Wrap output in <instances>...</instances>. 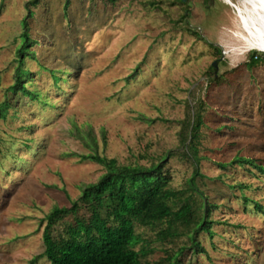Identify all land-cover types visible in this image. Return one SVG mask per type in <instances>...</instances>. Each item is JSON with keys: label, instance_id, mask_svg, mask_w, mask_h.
<instances>
[{"label": "rangeland", "instance_id": "374dc122", "mask_svg": "<svg viewBox=\"0 0 264 264\" xmlns=\"http://www.w3.org/2000/svg\"><path fill=\"white\" fill-rule=\"evenodd\" d=\"M65 1L0 0V109L9 103L0 115V264L42 253L41 219L104 172L80 160L90 150L77 129L91 128L97 152L123 164L148 166L170 153L165 169L179 189L194 169L181 158L179 121L197 110L196 185L214 205L211 234L200 231L205 252L186 249L180 264H264V174L220 165L235 155L264 165V64L245 66L263 52L237 37L235 9L225 0H68L64 10ZM26 4L21 67L30 94L8 88ZM135 231L155 248L148 259L160 258L154 232Z\"/></svg>", "mask_w": 264, "mask_h": 264}, {"label": "trees", "instance_id": "16d2710c", "mask_svg": "<svg viewBox=\"0 0 264 264\" xmlns=\"http://www.w3.org/2000/svg\"><path fill=\"white\" fill-rule=\"evenodd\" d=\"M114 3L116 0H106ZM36 1H33L35 3ZM182 2V1H181ZM68 0L65 1L64 10ZM27 14L23 18L24 40L17 50L18 65L15 80L9 90L30 94L24 85L25 78L21 63L26 56L29 44L28 18L31 10L26 4ZM220 55V49L213 46ZM264 64V53L256 51L249 54L245 66L252 69ZM214 82L219 79L212 78ZM9 103L1 105L3 116ZM179 141L182 147L181 158L192 161V176L186 187L175 189L171 175L165 164L170 156L165 154L147 165L138 163L123 164L116 158H109L97 152V142L91 128L77 129L74 136L90 150L79 155L80 160L91 161L101 165L104 172L95 182L82 183L80 195L71 200L70 206H54L41 222H44L42 243L44 251L31 258L28 264H35L45 257L50 264H180L186 249L198 254L205 252L198 237L204 230L211 234L209 215L210 204L196 185L200 176L198 164L199 130L202 115L194 111L192 117L187 115L179 121ZM250 165L264 174V165L255 159L237 156L226 165ZM258 209L260 206L255 205ZM136 226L154 232L162 256L156 260L148 259L155 252L150 240L137 232ZM186 236L189 244L177 246L175 241ZM168 244H173L168 246Z\"/></svg>", "mask_w": 264, "mask_h": 264}, {"label": "bare ground", "instance_id": "6f19581e", "mask_svg": "<svg viewBox=\"0 0 264 264\" xmlns=\"http://www.w3.org/2000/svg\"><path fill=\"white\" fill-rule=\"evenodd\" d=\"M235 10L239 28L237 37L249 48L264 53V0H225Z\"/></svg>", "mask_w": 264, "mask_h": 264}, {"label": "water", "instance_id": "95a60500", "mask_svg": "<svg viewBox=\"0 0 264 264\" xmlns=\"http://www.w3.org/2000/svg\"><path fill=\"white\" fill-rule=\"evenodd\" d=\"M212 65H213L214 67H216V61H214V62L212 63Z\"/></svg>", "mask_w": 264, "mask_h": 264}]
</instances>
